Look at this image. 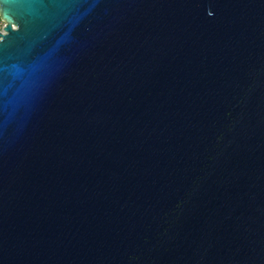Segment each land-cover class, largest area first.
<instances>
[{"label": "water", "instance_id": "obj_1", "mask_svg": "<svg viewBox=\"0 0 264 264\" xmlns=\"http://www.w3.org/2000/svg\"><path fill=\"white\" fill-rule=\"evenodd\" d=\"M0 22V264H264V0Z\"/></svg>", "mask_w": 264, "mask_h": 264}, {"label": "rangeland", "instance_id": "obj_2", "mask_svg": "<svg viewBox=\"0 0 264 264\" xmlns=\"http://www.w3.org/2000/svg\"><path fill=\"white\" fill-rule=\"evenodd\" d=\"M2 27H3V24H2V22H0V31H1Z\"/></svg>", "mask_w": 264, "mask_h": 264}, {"label": "built area", "instance_id": "obj_3", "mask_svg": "<svg viewBox=\"0 0 264 264\" xmlns=\"http://www.w3.org/2000/svg\"><path fill=\"white\" fill-rule=\"evenodd\" d=\"M1 31H2V29H1Z\"/></svg>", "mask_w": 264, "mask_h": 264}]
</instances>
